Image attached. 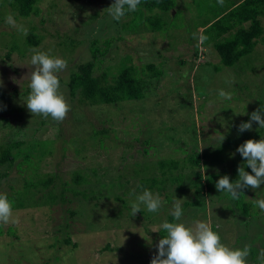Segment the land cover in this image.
I'll return each instance as SVG.
<instances>
[{"label":"rangeland","instance_id":"rangeland-1","mask_svg":"<svg viewBox=\"0 0 264 264\" xmlns=\"http://www.w3.org/2000/svg\"><path fill=\"white\" fill-rule=\"evenodd\" d=\"M175 1L169 11L137 9L119 21L108 11L114 0H38L26 18L0 3V144L16 133L25 141L20 152L35 137L44 143L31 150L28 163L10 169L0 193L23 192L35 173L53 177L48 190L66 193L64 202L13 208L9 222H0V264H151L166 235L161 225L169 222L176 199H181L182 222L208 223L229 248L250 246L247 264H264V210L254 203L264 199V184L243 190L239 199L248 215L230 194L215 187L224 175L236 181L238 167L246 166L236 151L241 144L264 139V128L255 122L251 131L238 130L264 105V43L259 40L239 62L224 66L211 33L202 30L237 0H223V5L218 0ZM10 14L28 34L40 38L38 45L27 47L28 34L5 22ZM152 16L164 19L165 27L149 30L147 17ZM93 39L100 40L101 50V41L110 39L96 57L90 52ZM17 43L22 53L11 50ZM37 51L67 61L58 75L59 92L71 110L62 122L33 115L27 108L31 57ZM89 60L94 63L91 76L132 65L147 79L145 96L118 104L77 102L67 84L74 75L85 76L77 65ZM149 64L160 70L157 77L151 76ZM221 90L231 99L220 97ZM100 129L106 130L104 135L94 134ZM189 155L200 157L194 169L202 174V194L197 197L201 203L184 204L195 194L186 182H166L163 188L161 183L152 188L144 184L163 204L157 212L141 205L133 217L131 206L142 191L140 176H161L149 166L161 158L179 159L187 173ZM136 169L142 170L140 176H131ZM75 173L86 180L77 184ZM72 189L86 195L73 194Z\"/></svg>","mask_w":264,"mask_h":264},{"label":"trees","instance_id":"trees-1","mask_svg":"<svg viewBox=\"0 0 264 264\" xmlns=\"http://www.w3.org/2000/svg\"><path fill=\"white\" fill-rule=\"evenodd\" d=\"M38 0H0L1 4L8 5L12 10L17 12V16L28 17L35 11V5ZM176 5L175 0H141L138 10L144 9L152 10L156 8L162 11H169ZM264 0H237L233 3L220 17L215 19L211 23H206L202 32L206 35H212L213 47L218 53L221 64L224 66H232L239 62V60L251 53L261 40L264 43ZM148 29L151 31H158L165 27L166 21L158 16L147 17ZM26 36L27 47H33L38 45L40 38L35 34ZM100 40L93 39L90 44V52L92 57H96L99 54H103L110 44V39H104L101 41L104 43V49L101 50L98 43ZM106 47V48H105ZM17 49L22 53L21 47L18 43L11 45V50ZM9 54V52H8ZM93 61L82 62L77 65L78 70H84L85 76L78 77L74 75L68 82L67 87L69 94L77 102L95 105V104H118L124 101L138 100L145 96V89L147 87V79L143 78L141 74L134 70L132 65L121 64L117 68V72L111 70L101 71L97 75H89L92 72ZM147 68L151 70V76L157 77L160 74V70L155 68L152 64L147 65ZM90 77H89V76ZM264 82V75H263ZM264 91V90H263ZM105 129L94 130V134L104 135ZM12 135L3 144H0V185L2 180L8 176L10 169L13 166H20L23 162L28 163L31 154V150L44 144L36 137L30 141V145L24 152H20V147L25 143L22 136ZM257 135H259L257 133ZM16 150V152H12ZM18 157H22L21 161L16 163ZM191 167V171L182 172L185 167L184 160L173 158H161L154 164L149 166L150 170L157 169L160 178L157 176H140L142 170H133L131 176H140V186L149 185L148 188H152L153 185L161 183V187H165L166 182L177 183L180 185L183 182L188 183L190 187L195 188V194L193 199L189 202H185V205H199L201 200L197 199L202 193L201 190V171L194 169L200 162L199 156L189 155L185 158ZM36 167H34L35 169ZM194 169V171H193ZM176 170H179L176 172ZM245 171L251 173V168L245 166ZM176 172V173H175ZM123 175V174H122ZM121 176V174H120ZM118 175V177H120ZM35 178V179H34ZM239 178V176H238ZM73 180L78 184L86 179L84 176L75 173ZM52 176H40L35 173L30 180L25 182L23 192H17L14 195H7L8 199L12 202V208H23L25 206L34 205H52L57 201H66V193L64 190L54 192L49 189V185L52 183ZM122 185V183H121ZM115 186L111 184L110 187ZM40 195H36L39 194ZM73 194H83V191L73 190ZM4 194V193H3ZM40 199L41 201H36ZM240 207L242 214L248 215L247 208L243 205L242 200H235ZM241 206H240V205ZM173 221V217L169 216V222ZM67 240H65L66 242ZM252 252V250H251Z\"/></svg>","mask_w":264,"mask_h":264},{"label":"clouds","instance_id":"clouds-1","mask_svg":"<svg viewBox=\"0 0 264 264\" xmlns=\"http://www.w3.org/2000/svg\"><path fill=\"white\" fill-rule=\"evenodd\" d=\"M141 0H114L108 8L113 19L119 21L128 12H135ZM223 5V0H218ZM7 24L15 28L23 35L28 34V29L18 24L10 14L6 17ZM207 39V37H202ZM31 64L34 70L30 76L31 93L28 96L26 105L33 114H42L45 119L51 116L55 121L62 122L71 106L66 98L60 94L59 73L67 67V61L52 57L45 52H36L31 57ZM220 97L231 99V94L223 90L219 92ZM253 122L264 128V105L251 113L247 122L239 125V132L251 131ZM244 160L246 166L251 168V173L245 171V166L238 167L239 178L232 182L229 175L222 176L215 184L220 192H227L232 199L238 200L246 188L259 189L264 184V139L246 140L236 150ZM142 188L137 195V202L131 206L132 216H136L144 205L148 212H157L163 204L158 193L150 189ZM132 194H136L133 189ZM261 210H264V199L254 201ZM12 202L7 194L0 193V222L7 224L12 216ZM170 215L172 222L165 221L161 228L166 235L159 240L157 245L158 253L153 256L151 264H247L251 248L245 245L242 249H231L221 243V237L214 232L208 223L195 221L189 226L183 220V208L181 199H176L172 205ZM260 256L264 258V249Z\"/></svg>","mask_w":264,"mask_h":264}]
</instances>
